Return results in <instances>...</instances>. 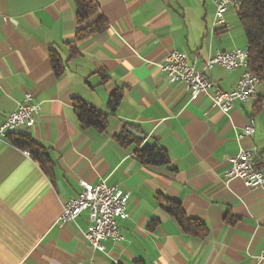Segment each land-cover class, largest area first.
Listing matches in <instances>:
<instances>
[{"label":"crops","instance_id":"0c3cea01","mask_svg":"<svg viewBox=\"0 0 264 264\" xmlns=\"http://www.w3.org/2000/svg\"><path fill=\"white\" fill-rule=\"evenodd\" d=\"M94 1L91 21L103 19L107 28L71 44L74 0H0V124L30 94L40 113L14 132L29 135L52 161L46 174L25 151L0 140V264H255L264 249V190L223 175L249 120L255 132L244 144L264 173V84L224 114L206 95L168 83L157 67L177 51L201 71L216 51L244 49L236 8L225 12L224 29H214L211 1ZM50 51L62 60L59 74ZM242 72L215 65L208 77L229 92ZM115 92L120 101L110 112ZM74 99L105 114L103 131L79 124ZM125 128L143 140L131 135L119 144L115 136ZM144 144L165 149L169 165H141L134 152ZM81 181L128 194L126 217L117 221L121 239L106 241L104 253L84 239L87 211L58 221ZM161 198L203 229L183 230Z\"/></svg>","mask_w":264,"mask_h":264},{"label":"built area","instance_id":"2783aa9c","mask_svg":"<svg viewBox=\"0 0 264 264\" xmlns=\"http://www.w3.org/2000/svg\"><path fill=\"white\" fill-rule=\"evenodd\" d=\"M215 5L213 28L226 27L225 12L230 6L236 8L235 0H203ZM220 66L227 71L241 69L243 72L235 86L229 92L218 90L208 77L213 66ZM170 84L179 83L186 87L190 95L207 96L211 105L226 114L234 103H244L257 96L259 79L248 70V52L234 48L228 51H216L204 64L201 71L194 69L185 56L177 51L168 53L157 65ZM40 113V108L26 94L18 108L7 115L0 124V140L6 137V131H16L21 127H31ZM255 132L254 124L249 120L236 135L239 150L228 159L230 167L225 171L223 179L230 181L239 179L249 190H264V173L255 165V150L244 143L251 141ZM27 156L30 155L25 152ZM80 191L69 199L58 218L61 223L73 222L83 211L88 212V229L84 239L93 251L104 253L106 241H119L121 235L117 221L126 217L125 207L128 194L118 186H108L104 182L97 184L79 182ZM255 264H264V249L254 257Z\"/></svg>","mask_w":264,"mask_h":264},{"label":"trees","instance_id":"16d2710c","mask_svg":"<svg viewBox=\"0 0 264 264\" xmlns=\"http://www.w3.org/2000/svg\"><path fill=\"white\" fill-rule=\"evenodd\" d=\"M235 1L237 2V17L245 36L248 52V70L259 79L260 84H264V0ZM74 5L76 31L71 44L80 43L87 40L93 34L105 31L107 23L103 19L91 21L98 12V5L94 0H74ZM49 59L55 73L59 74L62 63L60 56L57 52L50 51ZM119 101L120 95L117 92L113 93L107 103L108 110L114 112ZM72 106L75 116L82 127H91L98 131L105 129V114L95 110L79 99H74ZM125 133L115 136V140L119 144L132 141L129 137L131 135ZM5 138L11 146L27 152L33 161L39 164L44 173L48 174L50 172L52 161L45 149L29 135L10 132L6 134ZM132 138L135 139L134 137ZM134 157L143 166L163 167L169 165V157L166 150L157 146L148 144L138 146L134 152ZM256 167L261 170L259 166ZM160 200L169 215L177 221L183 230L203 229V225L185 217L179 204L165 198H161Z\"/></svg>","mask_w":264,"mask_h":264},{"label":"water","instance_id":"95a60500","mask_svg":"<svg viewBox=\"0 0 264 264\" xmlns=\"http://www.w3.org/2000/svg\"><path fill=\"white\" fill-rule=\"evenodd\" d=\"M125 132L132 135L134 138L138 139V140H143V135H141L140 133H138L137 131L135 130H132V129H129V128H126L125 129Z\"/></svg>","mask_w":264,"mask_h":264},{"label":"bare ground","instance_id":"6f19581e","mask_svg":"<svg viewBox=\"0 0 264 264\" xmlns=\"http://www.w3.org/2000/svg\"><path fill=\"white\" fill-rule=\"evenodd\" d=\"M10 132H14V131H6V134H7V133H10Z\"/></svg>","mask_w":264,"mask_h":264}]
</instances>
